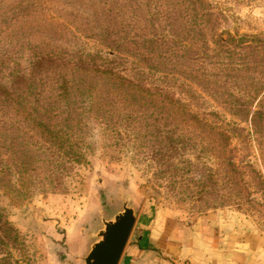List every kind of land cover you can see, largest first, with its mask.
<instances>
[{
  "label": "rangeland",
  "instance_id": "obj_1",
  "mask_svg": "<svg viewBox=\"0 0 264 264\" xmlns=\"http://www.w3.org/2000/svg\"><path fill=\"white\" fill-rule=\"evenodd\" d=\"M171 10L183 16L172 36L180 34L172 46L182 73L171 75L182 84L187 113L196 117L169 126L174 145L182 140L183 146L171 159L172 181L157 178L140 142L111 145L91 95L80 89L70 110L75 119L54 128L69 133L79 159L65 158L64 168L55 170L38 138L0 141V212L8 219L0 264H83L100 217L118 209L121 197L137 212L127 244L147 227L178 232L214 212L264 237V0H180ZM27 29L61 34L39 18L17 24L16 30ZM28 59L22 51L20 62ZM211 114L227 123L225 155L218 151L220 125L203 120ZM11 145L14 154L3 150ZM178 159L183 163L177 165Z\"/></svg>",
  "mask_w": 264,
  "mask_h": 264
},
{
  "label": "trees",
  "instance_id": "obj_2",
  "mask_svg": "<svg viewBox=\"0 0 264 264\" xmlns=\"http://www.w3.org/2000/svg\"><path fill=\"white\" fill-rule=\"evenodd\" d=\"M178 3L0 0V141L10 136L19 141L38 138L46 145L51 168L63 169L60 161H75L81 153L69 144L68 132L54 128L75 119L70 113L72 98L84 89L91 95L96 119L109 130L111 145L140 142L157 178L172 181L171 159L181 155L183 146L182 140L176 142L181 148L174 145L169 126L196 119L187 113L182 84L171 75L182 73V61L172 46L181 41L179 33L177 41L172 39L183 18L171 10ZM36 18L54 24L61 34L16 30L19 22ZM24 50L29 59L22 64L19 56ZM108 109L116 110L108 115ZM210 118L216 120L209 125H220L218 151L225 155L230 147L228 131L222 127L227 123L214 114L203 120ZM173 133L182 138L181 131ZM3 150L17 151L12 145ZM182 163L178 159L177 165ZM4 239L8 240V219L0 212V252Z\"/></svg>",
  "mask_w": 264,
  "mask_h": 264
},
{
  "label": "crops",
  "instance_id": "obj_3",
  "mask_svg": "<svg viewBox=\"0 0 264 264\" xmlns=\"http://www.w3.org/2000/svg\"><path fill=\"white\" fill-rule=\"evenodd\" d=\"M224 214H207L178 232L147 227L126 245L118 264H264V237Z\"/></svg>",
  "mask_w": 264,
  "mask_h": 264
},
{
  "label": "water",
  "instance_id": "obj_4",
  "mask_svg": "<svg viewBox=\"0 0 264 264\" xmlns=\"http://www.w3.org/2000/svg\"><path fill=\"white\" fill-rule=\"evenodd\" d=\"M137 219L130 199L121 197V206L110 215H102L86 246L83 264H118Z\"/></svg>",
  "mask_w": 264,
  "mask_h": 264
}]
</instances>
